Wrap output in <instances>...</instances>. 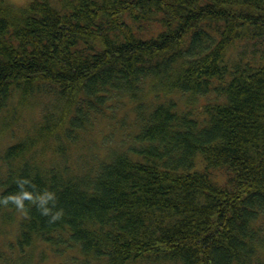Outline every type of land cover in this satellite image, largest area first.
<instances>
[{
  "label": "trees",
  "instance_id": "16d2710c",
  "mask_svg": "<svg viewBox=\"0 0 264 264\" xmlns=\"http://www.w3.org/2000/svg\"><path fill=\"white\" fill-rule=\"evenodd\" d=\"M32 103L0 264H264V0H0V136Z\"/></svg>",
  "mask_w": 264,
  "mask_h": 264
},
{
  "label": "rangeland",
  "instance_id": "374dc122",
  "mask_svg": "<svg viewBox=\"0 0 264 264\" xmlns=\"http://www.w3.org/2000/svg\"><path fill=\"white\" fill-rule=\"evenodd\" d=\"M180 104H182V103L180 102ZM39 110H40V106L33 104V103L30 104L27 108H25L23 110L22 115H18V117L16 118L17 119L16 121H11L13 129H14L13 136L7 138L5 136V134H1L0 144L12 143L14 141H17L20 137H23L26 134L28 135L29 131L32 132L31 134H33L35 131H32V130H33V127L36 128V126H37L36 123L38 122L37 117L39 115L38 114ZM7 121H10V120L8 119ZM0 124L3 127V124L1 122H0ZM110 129H111V126H108L106 123L101 124V125L98 124V126H96V128L93 129V134L91 133L90 136L84 142L90 141L91 138L93 137L97 143L101 144L102 139L105 138L104 141H107V139L109 138L108 133H109ZM115 129H116V131H115ZM115 129H114V133L113 134L111 133V136L114 138L116 137L118 140L124 139L125 137L127 138L128 137L127 133L131 132L128 129L122 128V130H121L119 128V126H117V128L115 127ZM81 142H83V139L81 140ZM83 144L84 145L82 148V152H85L87 155H90L93 150L91 148H89L87 146V144H85V143H83ZM97 152H99V151H97ZM94 155H90V156L92 157ZM90 156L88 157V160H90ZM84 164H87V161H85ZM2 226H3V230H5V231L10 230V231L14 232L16 230V223L14 221L4 222V224H2ZM5 240H7V239L2 238V240H0V241L3 242ZM45 253L47 255H46V259H44L45 262L43 264H46V262L51 263L52 261L56 260V258H52V255L50 253H48V252H45ZM164 264H168V263H164Z\"/></svg>",
  "mask_w": 264,
  "mask_h": 264
}]
</instances>
